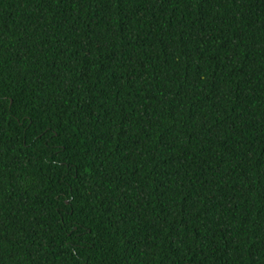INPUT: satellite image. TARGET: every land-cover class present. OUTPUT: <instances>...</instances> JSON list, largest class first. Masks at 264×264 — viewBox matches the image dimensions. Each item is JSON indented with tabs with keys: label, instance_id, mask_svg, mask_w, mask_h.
<instances>
[{
	"label": "trees",
	"instance_id": "1",
	"mask_svg": "<svg viewBox=\"0 0 264 264\" xmlns=\"http://www.w3.org/2000/svg\"><path fill=\"white\" fill-rule=\"evenodd\" d=\"M0 264H264V0H0Z\"/></svg>",
	"mask_w": 264,
	"mask_h": 264
}]
</instances>
